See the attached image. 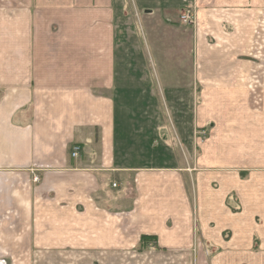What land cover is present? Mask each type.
<instances>
[{
    "label": "crops",
    "instance_id": "1",
    "mask_svg": "<svg viewBox=\"0 0 264 264\" xmlns=\"http://www.w3.org/2000/svg\"><path fill=\"white\" fill-rule=\"evenodd\" d=\"M8 262L264 264V0H0Z\"/></svg>",
    "mask_w": 264,
    "mask_h": 264
},
{
    "label": "rangeland",
    "instance_id": "2",
    "mask_svg": "<svg viewBox=\"0 0 264 264\" xmlns=\"http://www.w3.org/2000/svg\"><path fill=\"white\" fill-rule=\"evenodd\" d=\"M154 24L156 29H154L153 34L157 35V38L155 39L154 37L153 42H151V40L148 41L149 46L147 44L146 45L144 44L149 60L153 59L154 61L152 66L149 65L150 67L148 71L150 72L151 76H153V79L156 80V82H159V80L164 81L167 79V77H169L170 80L172 78L185 77V70H183L180 66L177 65L176 61L173 58H171V54L168 52V50L170 51V47L169 46L167 47V36H162V30L161 27L158 25L159 24L158 22ZM145 27L146 26L144 25V28ZM155 74L157 77H154ZM201 130L203 131H200L198 133L199 136H203V135H205L206 137L211 136L213 132L212 123H210L209 121L206 122L205 129H201ZM191 154L195 156L196 153H191ZM183 156L185 155L183 154ZM227 204L231 208L235 207V198L233 197L230 198ZM8 263L26 264V262H8ZM28 264H33V262H28Z\"/></svg>",
    "mask_w": 264,
    "mask_h": 264
},
{
    "label": "built area",
    "instance_id": "3",
    "mask_svg": "<svg viewBox=\"0 0 264 264\" xmlns=\"http://www.w3.org/2000/svg\"><path fill=\"white\" fill-rule=\"evenodd\" d=\"M180 20L184 24H187V25L194 24L195 18H194V14H193L192 10L191 9H185L184 11H182L181 15H180ZM79 151H80V146L79 145L74 146L73 150L71 152L72 156H77Z\"/></svg>",
    "mask_w": 264,
    "mask_h": 264
}]
</instances>
